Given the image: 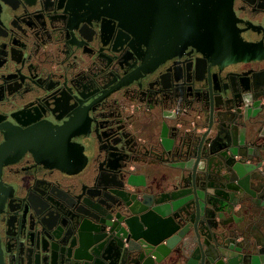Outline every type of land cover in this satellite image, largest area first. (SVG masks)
Listing matches in <instances>:
<instances>
[{
    "label": "water",
    "instance_id": "1",
    "mask_svg": "<svg viewBox=\"0 0 264 264\" xmlns=\"http://www.w3.org/2000/svg\"><path fill=\"white\" fill-rule=\"evenodd\" d=\"M100 16L154 66L32 121L38 48ZM0 94L24 103L0 122V264H264V0H0Z\"/></svg>",
    "mask_w": 264,
    "mask_h": 264
},
{
    "label": "flooded vegetation",
    "instance_id": "2",
    "mask_svg": "<svg viewBox=\"0 0 264 264\" xmlns=\"http://www.w3.org/2000/svg\"><path fill=\"white\" fill-rule=\"evenodd\" d=\"M34 61L43 72L44 88L39 96L34 97L32 121L49 125L71 118L102 90L122 77L138 73L142 62L149 69L154 66L147 49L128 30L103 16L92 23L81 24L72 36L40 46ZM119 101L127 115L136 112L137 105L124 96H120ZM155 114V111L149 112L148 116L153 119ZM127 115L124 117L130 129L127 136L135 140L132 145L137 142L150 144L151 128L139 120L138 114L133 122ZM10 120L24 127V103L15 104L0 94V122L10 124ZM126 148L130 150L129 146ZM133 163L141 168L139 162ZM112 216L114 213L109 215ZM135 243L143 246L127 236L123 238L122 245L128 247ZM163 264L167 262L164 260Z\"/></svg>",
    "mask_w": 264,
    "mask_h": 264
},
{
    "label": "crops",
    "instance_id": "3",
    "mask_svg": "<svg viewBox=\"0 0 264 264\" xmlns=\"http://www.w3.org/2000/svg\"><path fill=\"white\" fill-rule=\"evenodd\" d=\"M238 206L235 207V210H237ZM243 213L242 212H237L236 213V223H242L243 222ZM254 225H253V229L256 231V233H258L257 231H262V233H264V221L259 220V221H253ZM235 223V222H234ZM260 236V233L258 235V237Z\"/></svg>",
    "mask_w": 264,
    "mask_h": 264
}]
</instances>
